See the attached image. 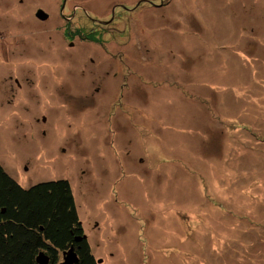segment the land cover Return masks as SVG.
Listing matches in <instances>:
<instances>
[{"label": "rangeland", "instance_id": "1", "mask_svg": "<svg viewBox=\"0 0 264 264\" xmlns=\"http://www.w3.org/2000/svg\"><path fill=\"white\" fill-rule=\"evenodd\" d=\"M69 1L122 27L0 18L5 170L69 183L97 264H264V0Z\"/></svg>", "mask_w": 264, "mask_h": 264}, {"label": "trees", "instance_id": "2", "mask_svg": "<svg viewBox=\"0 0 264 264\" xmlns=\"http://www.w3.org/2000/svg\"><path fill=\"white\" fill-rule=\"evenodd\" d=\"M67 32L71 39L100 42L87 28ZM74 202L67 181L27 189L0 162V264H41V256L46 264H63L72 248L77 264H97Z\"/></svg>", "mask_w": 264, "mask_h": 264}, {"label": "flooded vegetation", "instance_id": "3", "mask_svg": "<svg viewBox=\"0 0 264 264\" xmlns=\"http://www.w3.org/2000/svg\"><path fill=\"white\" fill-rule=\"evenodd\" d=\"M6 2V6L0 3V7L4 9L0 14L1 19L7 17L16 21L18 25L22 27H29L37 30L42 29L43 24H50L52 20H64L66 21L64 34L66 38L69 39L70 37H67V30L75 28L72 24H74V21L77 19L72 15V12H76L78 9L85 10V8L80 5H72L69 0H6ZM47 18L48 20L45 21ZM111 21V24H109L110 21L104 22L98 28L87 29L89 33L95 34L100 40L98 43H90L101 47H105L106 44H109L112 33L114 34L115 31H119L122 27V19L118 22L119 24H115L113 19ZM91 24L92 23H88V27H91Z\"/></svg>", "mask_w": 264, "mask_h": 264}, {"label": "water", "instance_id": "4", "mask_svg": "<svg viewBox=\"0 0 264 264\" xmlns=\"http://www.w3.org/2000/svg\"><path fill=\"white\" fill-rule=\"evenodd\" d=\"M39 262L41 264H46V260L43 256L39 258ZM78 263V257L72 248L69 252L65 253V262L63 264H77Z\"/></svg>", "mask_w": 264, "mask_h": 264}]
</instances>
